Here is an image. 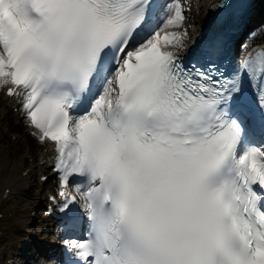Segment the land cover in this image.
<instances>
[{"label": "snow or ice", "instance_id": "snow-or-ice-1", "mask_svg": "<svg viewBox=\"0 0 264 264\" xmlns=\"http://www.w3.org/2000/svg\"><path fill=\"white\" fill-rule=\"evenodd\" d=\"M184 21L182 0H0V90L55 145L61 264H264V50L221 80L165 50Z\"/></svg>", "mask_w": 264, "mask_h": 264}, {"label": "bare ground", "instance_id": "bare-ground-1", "mask_svg": "<svg viewBox=\"0 0 264 264\" xmlns=\"http://www.w3.org/2000/svg\"><path fill=\"white\" fill-rule=\"evenodd\" d=\"M188 1L192 9L188 17L190 22L185 24V28L189 34H195L201 26L200 16L212 0ZM263 3L264 0H259L258 5ZM258 19L259 16L256 14L251 19V25L255 27ZM14 105V100L6 98L1 93L0 139L7 134H11L14 139L11 146L2 145L4 141L0 142V264H9L13 262V256H19L18 254L23 251L27 253V250H24L29 242L27 229L37 219H42L37 210L41 208L43 201L35 190L31 177L34 173L41 175L46 171L50 150L47 143L40 149L30 147L21 130L17 133L9 132V122L12 120L18 122L19 119L17 115L9 112ZM28 139L31 140L29 137ZM6 190L8 191L5 193ZM45 225L46 230L50 232L48 225ZM31 258L27 257L26 262Z\"/></svg>", "mask_w": 264, "mask_h": 264}, {"label": "rangeland", "instance_id": "rangeland-1", "mask_svg": "<svg viewBox=\"0 0 264 264\" xmlns=\"http://www.w3.org/2000/svg\"><path fill=\"white\" fill-rule=\"evenodd\" d=\"M9 126H11V127H15V128H18L19 131H20V127H19V124H18L17 122L11 121L10 124H9ZM1 141H4V143H3L2 145H5V146H11L12 140H11L7 135H6L5 137L1 138V139H0V142H1ZM37 147L39 148V147H41V145H37ZM36 174H37V173H34V175H33V179H32L31 181H33V182L35 183V185H34L35 190L38 192L39 196L43 198V196H44V190H45V188H47L49 185L45 186V185H46V183H45V185H43V186H44V189H43V188L41 187V185H39V184L37 183V180H36V176H37V175H36ZM40 212H41V211L38 210V213H39V214H40ZM36 215H37V214H36ZM36 225H37V221L34 222L33 225H31V226L28 228V229H29V230H28V231H29V235H30V237H31V239H32L31 241H33V242L43 240V237H41V235H38ZM30 247H31V246H30Z\"/></svg>", "mask_w": 264, "mask_h": 264}]
</instances>
